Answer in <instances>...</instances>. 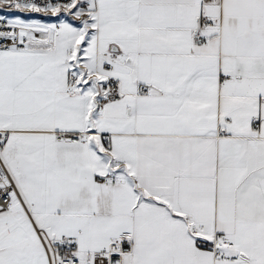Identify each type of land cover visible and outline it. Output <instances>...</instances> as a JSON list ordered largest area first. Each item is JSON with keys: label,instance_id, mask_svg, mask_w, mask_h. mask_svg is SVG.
I'll use <instances>...</instances> for the list:
<instances>
[{"label": "snow or ice", "instance_id": "snow-or-ice-1", "mask_svg": "<svg viewBox=\"0 0 264 264\" xmlns=\"http://www.w3.org/2000/svg\"><path fill=\"white\" fill-rule=\"evenodd\" d=\"M0 264H264V0H0Z\"/></svg>", "mask_w": 264, "mask_h": 264}]
</instances>
